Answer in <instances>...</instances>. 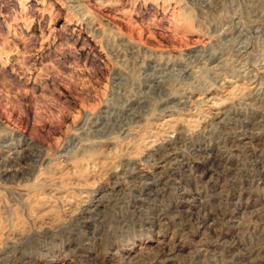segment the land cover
<instances>
[{"label":"rangeland","instance_id":"obj_1","mask_svg":"<svg viewBox=\"0 0 264 264\" xmlns=\"http://www.w3.org/2000/svg\"><path fill=\"white\" fill-rule=\"evenodd\" d=\"M0 264H264V0H0Z\"/></svg>","mask_w":264,"mask_h":264}]
</instances>
